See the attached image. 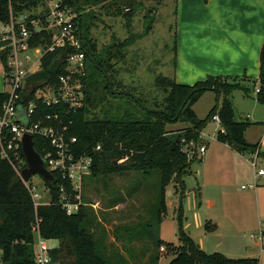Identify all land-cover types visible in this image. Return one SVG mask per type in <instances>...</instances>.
Masks as SVG:
<instances>
[{"label": "trees", "instance_id": "1", "mask_svg": "<svg viewBox=\"0 0 264 264\" xmlns=\"http://www.w3.org/2000/svg\"><path fill=\"white\" fill-rule=\"evenodd\" d=\"M109 1L61 0L62 7H69L77 12L73 22L86 51V60H91L93 66L89 73L85 71L84 75H79L84 85L85 105L73 113L65 114V117L73 120L71 132L77 136L78 153L93 158L90 176L132 170L148 174L158 170L162 185L161 206L166 215V187L172 181L183 183V177L190 171L191 164L197 158L186 151V146L191 142L198 143L204 125L218 114L222 127L218 139L249 151L260 143L247 142L245 131L257 122L248 119L235 120L232 100L235 88H226L224 84L229 81L218 75H210L194 84H184L177 82L173 77L158 75L155 84L162 89L165 96L162 103L154 108L147 107L140 98L126 91L124 84L117 77V63L113 60L124 56V48L132 44L136 36H129L124 42L114 37L107 46L99 50L96 42L90 37L92 23L85 21L83 26L82 10L98 4L104 6ZM39 4H45V1L0 0V21L7 22L12 15L19 16L29 12L26 22L33 32L30 43L49 44L53 36L51 30L36 31L31 23L34 19L44 22L49 13L47 8L36 14ZM152 23L153 19L147 23L143 35L150 32ZM4 44L5 42L0 41V47ZM8 55L9 49L0 50V61L4 70L7 68ZM65 67L66 59L61 50L48 52L42 57L41 68L47 71L51 82H57L58 76L66 72ZM236 79L238 78H233L234 81ZM240 88L247 95H251L250 86L241 85ZM208 90L216 92V102L206 118L198 119L193 105ZM8 96L6 91L0 93V110ZM256 98L259 103L264 104V45ZM95 108L99 109L100 115L92 114ZM38 110L34 121L44 114L55 112L54 107L41 104L40 101ZM62 114L64 115V112ZM178 121L189 123V127L185 128L183 133L179 131L180 133L175 135V131L167 128V124ZM34 145L41 154L45 148H50L48 141L36 136ZM98 145L100 149H97ZM21 155L25 157L22 149ZM54 176L55 180L52 182L45 180V185L50 188L53 197L52 202L35 208L27 187L18 177L12 164L0 157V264H36L33 227L37 223L43 238L59 241V244L50 250L51 260L48 264H108L106 257L99 252L95 244L96 236L89 228L91 221L86 218L85 202L77 213L67 214L58 204V198L61 184L68 189L71 184L62 180L57 172H54ZM37 218L41 220L36 221ZM211 226L214 225L209 222L205 225L207 229ZM180 236L184 244L176 249L170 248L174 250L170 264H258V259L253 257L231 258L219 251L208 253L195 245L183 230L180 231ZM162 245L161 240H158L157 247L161 249ZM150 251L147 264H156L159 254L152 248Z\"/></svg>", "mask_w": 264, "mask_h": 264}, {"label": "rangeland", "instance_id": "2", "mask_svg": "<svg viewBox=\"0 0 264 264\" xmlns=\"http://www.w3.org/2000/svg\"><path fill=\"white\" fill-rule=\"evenodd\" d=\"M44 1L45 4L37 7L36 14L49 9L50 5L54 8L55 3L60 2ZM207 1L203 0V5H207ZM176 3V0H110L104 6L98 4L82 10L83 26L85 21L92 23L90 37L99 50L114 37L124 42L129 36H136V40L124 48V56L113 61L117 63V77L124 84V89L140 98L147 107L154 108L161 104L165 96L155 84V78L161 74L174 77ZM210 9H213L212 6L206 11ZM25 15H29V12ZM152 19L150 32L143 35L147 23ZM46 20L47 16L41 25L46 24ZM92 68L91 60H86L85 71L89 73ZM194 78L192 74V77L180 76L176 81L194 84L200 80ZM255 80L250 83L251 99L257 97L254 88L259 87V82L258 78ZM224 86L237 89L241 84L228 82ZM8 90L0 61V93ZM234 95L237 118H264V110H260L262 117L253 112L258 105L253 100L245 99L240 91ZM215 102L216 93L206 91L193 105L197 118H206ZM94 113L100 115L99 109L95 108L92 111ZM26 114L24 109L20 116ZM220 125L213 119L204 125L197 146L199 149L205 145L207 151L199 153L194 159L182 184L172 181L167 185L166 215L161 206L162 185L158 170L148 174L132 170L85 176L84 211L87 221H91L89 228L96 236L95 244L108 264H147L150 248L159 254L156 264H170L174 256L173 249L184 244L181 230L190 236L195 245L208 253L219 251L231 258L253 257L258 259V264H264V184L263 179L255 180L256 170L264 167V152L255 169L248 151L234 145L226 146L218 139ZM188 127L189 123L181 121L167 124V128L175 131V135L183 133ZM262 130L263 127H253L248 132V138L256 140ZM30 180L47 197L45 179L35 174ZM255 181L259 182L257 188H250ZM111 221H131L133 233L130 237L143 238L145 241H99L100 234H106L104 224ZM208 222L214 226L207 229L205 225ZM251 234H255L257 240H253ZM158 240L164 245V251L157 247ZM46 242L49 247L59 244L57 239H47Z\"/></svg>", "mask_w": 264, "mask_h": 264}, {"label": "built area", "instance_id": "3", "mask_svg": "<svg viewBox=\"0 0 264 264\" xmlns=\"http://www.w3.org/2000/svg\"><path fill=\"white\" fill-rule=\"evenodd\" d=\"M46 25H41L40 19L31 21L36 31L41 29L51 30L53 33L51 43L32 45L30 38L33 32L28 28L27 15L13 16L7 22L0 21V41L5 42L2 49H9L7 68L4 70L9 96L0 110V157L9 161L18 176L27 166L25 157L21 155L22 138L25 133L48 141L50 148L41 154L45 161V167L54 175L57 172L62 180L70 182V189L64 184L60 186L58 204L67 214L77 213L84 204L83 181L85 176L91 173L93 163L92 156L80 155L76 143L77 136L72 134L73 120L65 117V114L73 113L85 105L84 85L79 75L85 73L86 51L83 49L81 38L77 33V26L73 19L77 12L69 7H62L60 2L55 3L54 8H49ZM61 50L65 55L66 72L58 76L57 82L51 79L36 87H29L25 78L41 68L42 57L52 51ZM259 91V87L256 88ZM39 101L49 107H54L55 112L47 113L34 121L38 114ZM26 109L28 123L18 119L19 106ZM64 112V115L62 114ZM213 120L220 124L218 114ZM190 146V148H189ZM186 151L189 154H204L206 146L201 145L198 149L195 142L189 143ZM100 149V146H97ZM23 151V149H22ZM260 146L251 150L250 160L253 167H258L260 159ZM263 179L264 167L255 172V180ZM31 179V178H30ZM24 181L35 208L41 204L51 203L53 197L50 188L45 185L44 191L39 190L31 180ZM255 181L250 188H257ZM244 188L246 186H243ZM47 198V199H46ZM37 218L36 221H40ZM35 235V262L36 264H48L51 260L50 250L45 238L40 234L38 223L33 227ZM253 240H257L255 234H251ZM164 251L165 247L162 246Z\"/></svg>", "mask_w": 264, "mask_h": 264}, {"label": "crops", "instance_id": "4", "mask_svg": "<svg viewBox=\"0 0 264 264\" xmlns=\"http://www.w3.org/2000/svg\"><path fill=\"white\" fill-rule=\"evenodd\" d=\"M176 2L173 78L176 80L180 76L188 75L192 77L193 74L194 79L202 81L210 75H218L229 82H239L243 87L250 86V83L258 78L259 86L261 52L264 45V0H208L207 5H203V0ZM211 6L213 9L206 11ZM234 77L238 79L234 81ZM236 91H240L245 99L258 104L253 112L262 117L260 110H264L261 109L264 104H259L257 98L251 99L252 94L247 95L242 88L232 92L235 109ZM234 117L237 121L248 119L257 122L245 131L244 137L249 143L259 142L260 149L264 152V118H237L236 114ZM253 127H263L256 140L248 138V132ZM250 152L251 150L248 151L249 154ZM108 224H104L106 234L99 233L101 242L145 241L143 238L130 237L133 233L131 221H111Z\"/></svg>", "mask_w": 264, "mask_h": 264}, {"label": "water", "instance_id": "5", "mask_svg": "<svg viewBox=\"0 0 264 264\" xmlns=\"http://www.w3.org/2000/svg\"><path fill=\"white\" fill-rule=\"evenodd\" d=\"M50 76L45 69H39L25 78V83L29 87H36L37 85L44 84L49 80ZM25 107L22 105L19 106V115L18 119L23 123H28L27 115L20 116L22 110ZM22 149L25 156L27 166L22 170L21 177L18 176L21 180L27 181L33 175L39 174L46 181L52 182L55 180V176L45 167V161L42 155L36 150L34 145L33 137L25 133L22 138ZM177 185H175L176 187Z\"/></svg>", "mask_w": 264, "mask_h": 264}]
</instances>
